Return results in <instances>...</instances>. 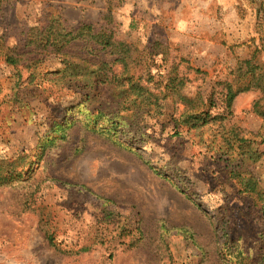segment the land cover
Returning a JSON list of instances; mask_svg holds the SVG:
<instances>
[{"label": "rangeland", "instance_id": "rangeland-1", "mask_svg": "<svg viewBox=\"0 0 264 264\" xmlns=\"http://www.w3.org/2000/svg\"><path fill=\"white\" fill-rule=\"evenodd\" d=\"M59 15L71 28L113 20L130 75L162 97L159 110L125 111L105 85H53L57 55L36 69L7 63L10 50L30 51V28ZM262 46L264 0H0V168L14 176L0 187V264H238L227 230L259 262L264 202L232 176L243 166L264 195L259 92L227 116L220 83ZM186 111L208 123H180ZM76 122L63 142L56 130ZM235 134L249 140L242 149L227 141Z\"/></svg>", "mask_w": 264, "mask_h": 264}, {"label": "trees", "instance_id": "trees-1", "mask_svg": "<svg viewBox=\"0 0 264 264\" xmlns=\"http://www.w3.org/2000/svg\"><path fill=\"white\" fill-rule=\"evenodd\" d=\"M106 25L103 24L100 28L93 25H82L77 28L67 27L62 16H53L46 23L32 27L26 34V45L30 51L20 52L18 50H10L6 53L7 63L11 66H19L28 62L29 68L36 69L39 62L47 56L57 55L64 66L63 70L52 77L51 83L56 86H77L85 89L95 88L99 85H105L113 89L114 98L121 100L124 105L122 109L125 111H141L149 107L150 111L157 112L162 99L160 95L149 94V88L142 85L139 80H135L134 76L130 75L131 68L135 64L132 55L123 50L116 40V31L112 26L114 23L111 19H105ZM263 42V39H261ZM82 44L83 54L72 53L75 45ZM264 47H257L252 56L241 61L237 68L231 74V78L221 82L224 103L225 115L233 114V106L236 99L244 93L259 92V98L252 105V112L263 121L261 132L264 130V67L259 64V54L263 52ZM102 53L104 56H102ZM114 57L115 60L110 62L104 58ZM117 64H122L125 68L124 72L117 73L115 69ZM35 76V73L33 74ZM180 102L185 103L189 109L194 104V101L189 100L184 95H175ZM164 98V97H163ZM212 103H215L212 99ZM190 104V106H189ZM187 109V110H188ZM103 115V113H99ZM225 115H218L215 119H224ZM206 115L203 111H195L189 114L184 112L179 121L198 129L200 126L208 123ZM76 123L70 127L61 126L57 129L60 139L64 142L67 140V132ZM96 133L95 130H89ZM264 142V132L259 133L258 137ZM54 139L48 140L40 147L43 158L51 146ZM237 144L245 145L249 140L235 134L232 140ZM233 148L235 146L233 145ZM243 147H239L242 149ZM246 155L241 156L244 160ZM235 160V159H234ZM258 160V159H256ZM238 161V160H236ZM244 162V161H243ZM38 163V162H37ZM36 163V164H37ZM235 163V161H231ZM243 166H234L232 176L235 178L237 172L240 173L239 181L242 192L248 194H258L260 200L264 202V195L261 193L259 180L253 175L242 176ZM242 174V175H241ZM21 177V175H19ZM14 176L8 171L5 175V170L0 168V187L6 184H12ZM68 184V183H64ZM261 193V194H260ZM262 195V196H261ZM260 213L264 218V204L260 208ZM48 235L49 243L54 245V239ZM225 243L223 247H228L231 252L230 256L237 259L238 264H264V257L259 262H254L253 257L248 256L244 251L240 240L232 239L229 230L224 236ZM223 253V250L220 251Z\"/></svg>", "mask_w": 264, "mask_h": 264}]
</instances>
